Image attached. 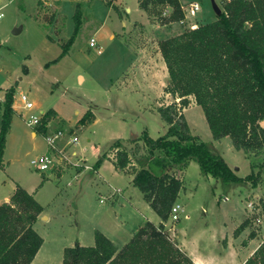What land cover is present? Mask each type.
I'll list each match as a JSON object with an SVG mask.
<instances>
[{
    "label": "rangeland",
    "instance_id": "rangeland-1",
    "mask_svg": "<svg viewBox=\"0 0 264 264\" xmlns=\"http://www.w3.org/2000/svg\"><path fill=\"white\" fill-rule=\"evenodd\" d=\"M139 1L123 0L125 7L121 15L115 10V3L108 4L107 0H0V6L4 5V15L0 18V96L4 100L0 110H4L9 92L13 94V105L16 99L21 110L19 98L26 93L36 104V112L42 115L43 111L42 117L48 115L54 130L64 131L61 145L67 143L74 135L72 133H77L79 141L66 146L71 156L76 152L84 157L85 163L93 166L102 154L108 156L93 176L83 168L77 180L70 170L62 179L49 182L50 172L43 174L31 162L33 158L51 153L44 134L33 136L35 131L24 118L14 115L7 136L8 149L1 167L0 184L9 174L18 182L22 180V184L43 180L50 183L37 193L46 208L48 220L36 224L35 230L45 243L32 264H62L66 247L77 241L84 245L95 244L97 230L122 247L135 234V227L144 224L147 217L153 222L161 220L148 206L139 188L132 184V172L115 169L116 150L110 149L119 138L126 140L129 149H134L135 144L128 140L140 137L145 130L154 138L164 135L169 125L158 108L180 101L166 92L168 80H163L159 59L151 60V66L155 65L160 73L159 79L146 67L135 76V51L156 49L159 28L154 24L164 25L167 18L163 14L168 7L157 4L148 11L141 8ZM193 1L201 4L196 19L201 17L208 22L217 18L212 0ZM215 2L223 10L224 0ZM77 5L82 12V24L73 46L64 51L62 44L74 36ZM128 7L130 11H127ZM135 22L142 23L136 35ZM145 25L148 31L143 29ZM15 30L19 32L15 33ZM112 33L115 38H111ZM92 38L96 39L98 47L91 46ZM186 109L191 130L210 142L209 124L193 96H190V105L183 109L184 113ZM89 110L96 114L95 122L78 127V121ZM51 111H56L60 118L50 116ZM1 123L2 115L0 129ZM215 149L226 157L232 168L240 169L239 176L246 177L253 171L260 173L258 185H264V157L255 158L237 150L228 137ZM63 170L65 168L61 166L55 172L60 175ZM176 174L184 181L180 203L185 212L179 221L169 219V227L184 226L186 229L182 234L188 240L197 236L202 253L220 256L222 243L216 233L223 222L231 228L241 221L246 208L253 211L247 205L246 197L236 190L241 184H224L204 175L196 161ZM246 183L252 184L251 181ZM116 188L122 189L124 196H131V202L127 203L121 195L114 196ZM261 200L264 198L252 201L253 220L258 225L261 224L259 216L264 221ZM186 214L190 217L185 218ZM234 249L237 262L238 256L243 257L239 253L243 249L241 241Z\"/></svg>",
    "mask_w": 264,
    "mask_h": 264
},
{
    "label": "trees",
    "instance_id": "trees-1",
    "mask_svg": "<svg viewBox=\"0 0 264 264\" xmlns=\"http://www.w3.org/2000/svg\"><path fill=\"white\" fill-rule=\"evenodd\" d=\"M139 3L145 10L157 4L170 6L172 13L165 17L164 24L185 17L180 0ZM114 8L119 12L117 5ZM74 19V36L62 44L64 51L73 46L82 24L79 5ZM159 49L169 73L166 92L180 98L158 108L169 128L157 138L145 130L140 137L128 140L135 144L134 149H129L123 138L115 140L110 149L116 150L115 166L132 172V184L143 193L161 222L146 221L122 247L97 230L95 244L77 241L66 247L62 264H196L166 226L184 188L176 171L196 161L204 175L224 184L251 181L257 186L260 181V173L254 171L246 177L239 176L211 141L193 134L183 109L193 96L203 109L214 140L229 137L237 150L255 158L264 157V0H224L223 12L215 20L161 39ZM4 102L0 168L15 115L12 92L6 94ZM94 120L95 114L89 110L77 126L85 127ZM105 159L106 153L99 157L94 169ZM261 202L264 210V200ZM43 211L42 204L20 185L9 202L0 204V264H32L44 243L34 228ZM250 225L246 219L236 228L235 236ZM255 237L253 230L243 245ZM243 264H264V241Z\"/></svg>",
    "mask_w": 264,
    "mask_h": 264
},
{
    "label": "crops",
    "instance_id": "crops-1",
    "mask_svg": "<svg viewBox=\"0 0 264 264\" xmlns=\"http://www.w3.org/2000/svg\"><path fill=\"white\" fill-rule=\"evenodd\" d=\"M107 1H110V0H107ZM185 1L187 2V0H180L182 6L186 5V4H184ZM188 1L191 2V0H188ZM113 4L117 5L119 7V12L121 14L122 10L125 7V4L123 3V0L122 1L113 0ZM149 9H148V11H149ZM127 11H130V7L127 8ZM121 18H123V16ZM213 20L214 19H211L208 22L213 21ZM202 23H206V21L203 20V18L200 17V18L196 19V17L194 18L192 16H188L187 22L185 24H182L180 21L170 22V23H167V24H164V25L154 24L155 28H159V31H158V33H159L158 37L159 38L156 39V41H155V44H157L156 49H151L150 48L148 50V48H145L144 50H141V51H138V52L135 51V65L133 66V67H135V76L139 72L146 70L145 69V67H146V68H148V70L151 71L152 74H155V76H157L158 79H159L160 78L159 77L160 73L157 72L156 66L155 65L151 66V63H152L151 60L155 59V61H156V59L157 60L159 59V63L158 64L162 68L163 74H164V77L162 76L163 80L164 79L168 80L169 74H168V70H167L165 61H164V59L162 57L161 51H160L159 46H158L159 41L161 39L177 35V34L183 32L186 28H194V27H196V26H198L199 24H202ZM140 24H142V23L135 22L133 24V28L135 27V35L139 31ZM123 25H126V23L123 22ZM143 29H146L148 31L146 25H145V27ZM114 34L115 33H112L111 38H115L116 37ZM162 34L164 36L160 37V35H162ZM145 60H148V62L147 61L145 62ZM132 70H134V68ZM3 100H4V98L0 96V103L3 102ZM187 110L188 109H186L185 114H186ZM20 112H21V110L19 108L16 109L15 110V115H17V114L20 115ZM0 115H2V111L1 110H0ZM53 117L58 118V119L60 118L56 111H54ZM95 120H96V114H95ZM95 120L93 122H95ZM261 124L264 126V120L261 122ZM33 136H37V135H35V132H33ZM211 136H212V133H211ZM223 139L224 138H222L220 140H214L213 136H212L211 139H209V140L217 148V145ZM7 149H8V147L5 149L4 156L6 155ZM224 158L226 159L225 156H224ZM86 164L89 166L87 171L90 172L91 176H93L94 174H96V172H98L97 170H95L93 168V165H90L88 163H86ZM113 165H114L116 170H121V169H118L115 166L114 163H113ZM230 165H232V164H230ZM90 167H92V169ZM83 168L84 167L77 168V167H75L73 165H69V166H67L65 168V170H63V173H61L60 175L58 173H56V172H50L48 174V181L49 182H53V181H56V180H58L60 178L62 179L67 174V172H69L70 170H72L73 178L77 180L78 176H80L81 172L84 171ZM233 168L234 169L235 168L238 169V170L235 169L237 174H238L240 169L238 167H235V166H233ZM0 173H3L2 168H0ZM43 174H45V173H43ZM6 176H7L6 180L5 179L2 180V182L0 184V204L10 201L12 195L14 194V192H15V190L17 188V185H20V186L22 185V187H24L29 193H31L40 202L39 198L37 197L38 191L40 189H42L43 187L47 186L48 184H50V183H47L46 180L45 181L43 180V181H40V182H37V183L35 182L33 184H30V183L29 184H22L21 183L22 180H19L20 182H18L12 176H10V174L6 175ZM52 176L54 178H52ZM243 177H245V176H243ZM236 188H237L236 190H238V191L240 190L241 195H244L246 197V201L247 202L256 201V200L264 198V185H262V184H259L257 186H253L252 184L245 183L243 185L241 184L240 187H236ZM184 189H182V191H181V193L179 195V198L177 200L178 203H180V198H181V195H182ZM116 194L121 195L123 197V199H126L127 203L131 202V196H128V197L124 196L122 189H120V188L114 189L113 190V195L115 196ZM148 206H150V205L148 204ZM184 212H185V208H184ZM45 214H46V208L44 207V211L39 216L37 221L35 222L34 228H36V224L39 223L40 221L48 220V218L45 216ZM254 214H255L254 211H251L250 209L246 208L245 212L243 213V215L241 217V221L238 222L237 224H234L233 227L229 228L228 226H226V223L223 222L222 226L220 227V229L216 233L217 239L219 241H221V243H222V248H221L222 251L220 252V256L213 255L212 253H207V254L202 253L201 245L199 244V239H198L197 236L196 237H192V238H190L188 240L187 236L182 234L183 231H185V229H186L184 226H179V224H178V227H177V225L169 227L168 223H166V226L171 231V234L173 235L174 239H176L178 241L180 247L187 251V253L193 258V260H194V262L196 264H243L248 259V257H250L252 255V253L258 248L260 243L264 240V221L259 216L258 218L261 219L260 220L261 224L258 225V223H256V221L253 220V215ZM189 217H190L189 215H187V214L185 215V218H189ZM246 219H249L251 221V225L248 226L239 236H235L234 231ZM148 220H152V219L147 217V221ZM160 222H161V220L158 221V222L156 221L155 223L159 224ZM207 223H209V221ZM142 225L143 224H140L139 226L135 227V232ZM253 230L256 231V237L253 238V239H250L246 245H243L242 241L248 239L251 231H253ZM260 231H261V233H260ZM262 235H263V237H262ZM238 240L241 241V243H242V248L243 249H242V251H239V253L243 254V257L241 258V257L238 256L237 259H239V261L236 262L235 254L237 255V251H236V249H234V247H235V244H237V242H239ZM39 253H40V251H39ZM38 255L39 254H37L36 258L38 257Z\"/></svg>",
    "mask_w": 264,
    "mask_h": 264
},
{
    "label": "built area",
    "instance_id": "built-area-1",
    "mask_svg": "<svg viewBox=\"0 0 264 264\" xmlns=\"http://www.w3.org/2000/svg\"><path fill=\"white\" fill-rule=\"evenodd\" d=\"M3 7L4 5L0 6V18H2L4 15L2 12ZM200 10V2L191 1L187 3L183 6L185 17L180 22L182 24H185L187 22L188 16L195 17ZM171 13L172 8L168 6L165 9L163 15L169 17ZM91 46H99L95 38L91 39ZM19 101L21 103L20 108L22 110L20 115L24 118L26 124L35 131V135H37L38 133L44 134V137L51 149V153L42 154L32 159L31 162L35 165V168L38 171L42 173L55 172L56 169L60 168L61 166L66 168L67 166L71 165V163L74 164L73 166L77 168H89V166L85 163L86 160L83 156H78L76 152L73 153L74 156H71L70 153H68V150L66 149V146H71L79 141L77 133H72L74 135L69 137L67 143L61 145L59 142L65 137L64 131L54 130L48 122L49 116L45 114V116L42 117V115L44 114L43 111L41 112L42 115L36 112V104L30 99V97L26 93H22L20 95ZM14 103L15 104L13 105V107L18 109L16 99ZM24 113L27 114L25 115ZM73 158H75V161H73ZM90 168L92 169V167ZM101 201L103 202L104 200L102 199ZM247 205L254 211V202H248ZM182 212H184L182 204L176 202L172 207L170 219L175 222L179 221L182 217Z\"/></svg>",
    "mask_w": 264,
    "mask_h": 264
},
{
    "label": "water",
    "instance_id": "water-1",
    "mask_svg": "<svg viewBox=\"0 0 264 264\" xmlns=\"http://www.w3.org/2000/svg\"><path fill=\"white\" fill-rule=\"evenodd\" d=\"M212 2H213V6H214V9L216 11L217 16H220L222 14L223 10L217 5L215 0H212ZM18 32H19L18 30H15V33H18ZM52 178H54V177L52 176Z\"/></svg>",
    "mask_w": 264,
    "mask_h": 264
}]
</instances>
